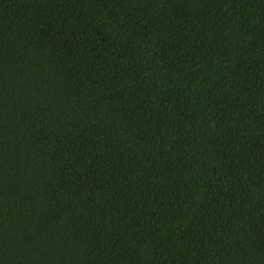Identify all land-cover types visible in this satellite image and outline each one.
Masks as SVG:
<instances>
[{"label":"trees","instance_id":"16d2710c","mask_svg":"<svg viewBox=\"0 0 264 264\" xmlns=\"http://www.w3.org/2000/svg\"><path fill=\"white\" fill-rule=\"evenodd\" d=\"M0 264H264V0H0Z\"/></svg>","mask_w":264,"mask_h":264}]
</instances>
